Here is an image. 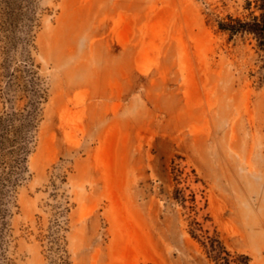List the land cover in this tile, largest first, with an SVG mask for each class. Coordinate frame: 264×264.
<instances>
[{
	"label": "rangeland",
	"instance_id": "rangeland-1",
	"mask_svg": "<svg viewBox=\"0 0 264 264\" xmlns=\"http://www.w3.org/2000/svg\"><path fill=\"white\" fill-rule=\"evenodd\" d=\"M0 264H264V0H0Z\"/></svg>",
	"mask_w": 264,
	"mask_h": 264
},
{
	"label": "trees",
	"instance_id": "trees-1",
	"mask_svg": "<svg viewBox=\"0 0 264 264\" xmlns=\"http://www.w3.org/2000/svg\"><path fill=\"white\" fill-rule=\"evenodd\" d=\"M261 30H263V29H261Z\"/></svg>",
	"mask_w": 264,
	"mask_h": 264
}]
</instances>
